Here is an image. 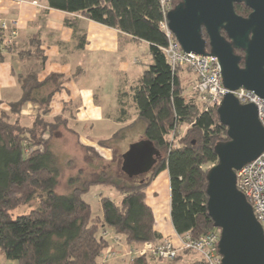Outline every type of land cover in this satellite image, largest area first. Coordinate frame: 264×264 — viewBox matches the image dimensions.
I'll list each match as a JSON object with an SVG mask.
<instances>
[{
  "label": "trees",
  "instance_id": "trees-1",
  "mask_svg": "<svg viewBox=\"0 0 264 264\" xmlns=\"http://www.w3.org/2000/svg\"><path fill=\"white\" fill-rule=\"evenodd\" d=\"M45 1L50 9L79 15L148 44L150 63L130 92L132 107L145 125L139 142L150 143L156 154L145 174L128 176L121 169L120 156L117 173L102 171L96 179L77 174L68 179L69 193L59 194L52 139L61 127L77 137L66 119H47L52 97L62 89L64 77L52 73L40 82L34 70L19 74V99L9 104L8 113L0 111V256L14 264H111L102 261L110 245L108 238L101 236L104 229L128 248L159 244L162 239L154 230L145 190L164 170L169 177L170 220L175 233L198 238L213 230L206 207L207 167L217 162L215 147L228 141L227 129L219 121L218 106L201 110L194 98L184 96L180 79L184 69H172L161 50L167 39L159 27L163 18L160 0ZM171 1L173 8L180 2ZM235 12L246 17L248 9L235 5ZM71 20L66 24L73 27ZM15 38L0 59L9 53L22 61L43 60L38 35L23 43ZM48 85L51 89L44 94ZM27 104L37 106L28 127L20 122ZM120 114H125L122 106ZM183 125L187 126L185 135L177 137V129ZM83 149L89 157L98 158L92 148ZM97 185L110 186L121 196L119 203L101 197L100 216L94 215L84 200ZM20 210L25 211L16 214ZM125 262L164 264L146 256Z\"/></svg>",
  "mask_w": 264,
  "mask_h": 264
},
{
  "label": "crops",
  "instance_id": "crops-1",
  "mask_svg": "<svg viewBox=\"0 0 264 264\" xmlns=\"http://www.w3.org/2000/svg\"><path fill=\"white\" fill-rule=\"evenodd\" d=\"M2 19L15 22L18 43L38 35L44 58L22 61L17 55L8 53L0 59V111L8 113L9 104L19 99L20 88L17 81L19 74L34 70L40 82L52 73L62 75L64 77L62 89L52 97L47 119L52 121L56 117H61L67 120L69 127L70 121L79 124L80 132L70 127L77 137L65 132L73 135L75 142L79 140L82 145L92 148L98 154V158L94 159L103 158L111 162L109 173H117L120 150L116 149L114 152L111 144L105 146L102 143L103 148H96L91 142L92 140L98 143L112 141L116 135L118 137V133L125 139L133 141L137 138V134L144 133L145 125L137 118V112L132 107L130 90L146 69H141L140 66L143 63L147 65L150 63L148 44L79 15L50 9L45 0H0V20ZM70 19H73L69 22L73 27L66 24V20ZM132 51H139L143 60H139L138 56L133 57ZM99 66L105 68L104 75L108 76L111 82V91L104 87L97 92L89 87L87 71L94 72ZM182 73L181 76L184 74ZM191 81L194 83L195 76L192 80L189 79V83ZM50 89L51 85H48L44 91ZM106 97L110 100H106ZM126 99L129 104L126 103ZM121 106L125 109L124 115L120 114ZM26 110L32 118L28 125L21 121L24 114H27ZM36 110V105L24 106L20 113L21 124L30 126L35 118ZM142 138L143 135L132 143L137 144ZM87 157L89 158L84 155L81 164L75 168L78 174L88 177L93 173L100 174L106 171H91L89 167L82 166ZM95 187L107 190L105 192L108 195L107 198L111 199L113 196L115 198L113 201L120 202L121 196L112 187L104 185ZM98 202L99 199L97 204ZM145 202L152 210L156 233L162 240L169 239L177 244L178 235L170 220V188L166 170L160 172L145 190ZM98 207L96 215L100 216L101 211L100 207L98 211ZM125 261L126 259H120L117 262ZM192 261L194 263L195 258L186 253L180 255L174 264H193Z\"/></svg>",
  "mask_w": 264,
  "mask_h": 264
},
{
  "label": "water",
  "instance_id": "water-1",
  "mask_svg": "<svg viewBox=\"0 0 264 264\" xmlns=\"http://www.w3.org/2000/svg\"><path fill=\"white\" fill-rule=\"evenodd\" d=\"M234 3L246 6L248 16H238ZM166 21L184 53L216 58L229 91L217 108L228 141L215 147L217 162L208 170L206 187L207 213L220 232V264H264L263 232L236 188L235 175L264 152V129L256 107L240 104L230 93L244 89L264 100V0H180ZM234 50L244 54L242 67ZM155 154L150 143L133 144L122 156L121 169L130 177L145 174Z\"/></svg>",
  "mask_w": 264,
  "mask_h": 264
},
{
  "label": "built area",
  "instance_id": "built-area-1",
  "mask_svg": "<svg viewBox=\"0 0 264 264\" xmlns=\"http://www.w3.org/2000/svg\"><path fill=\"white\" fill-rule=\"evenodd\" d=\"M170 0H160L162 9V21L159 27L167 39V46L162 52L167 57L172 69L176 67L189 68L195 76L193 92L201 108L218 106L223 97L229 93L222 85L220 66L216 58L211 56H197L184 53L172 33L168 30L166 14ZM15 23V22H14ZM13 22L0 21V55L5 52V47L12 44L16 37V28ZM14 28L10 35L6 34ZM242 105L252 104L256 107L258 120L264 129V100L251 91L239 89L230 92ZM236 188L243 194L250 205L254 218L260 225L264 236V152L254 161L244 165L235 172ZM101 236L110 239V245L104 253L102 261L111 263L113 260L130 259L135 257H151L165 263H172L182 254H191L195 258V264H220L221 256L218 253L220 232L213 229L198 238H192L189 234L178 235V243L163 239L159 244L144 243L134 248H128L107 231ZM115 247V248H114Z\"/></svg>",
  "mask_w": 264,
  "mask_h": 264
},
{
  "label": "rangeland",
  "instance_id": "rangeland-1",
  "mask_svg": "<svg viewBox=\"0 0 264 264\" xmlns=\"http://www.w3.org/2000/svg\"><path fill=\"white\" fill-rule=\"evenodd\" d=\"M171 2L172 1L170 0L169 4L166 5V8H168V11H170L173 8V7H171ZM0 21H4L6 23L12 22L9 19H2ZM16 39H17V33H16L15 40ZM132 53H133V55H132L133 57L138 56L139 60L142 59V54L139 51H137V52L132 51ZM146 67H147V64H144V63L142 66H140L141 69H145ZM181 68L184 69L183 70L184 74L182 73L183 76L180 75L182 86L185 88L184 89V96L186 98H194L196 100V102L198 103V106L200 107V109L203 110L201 108L200 103L197 101V98L195 97V94L193 92V82L191 81L189 83V79L190 78H191V80L193 79L194 73L189 68H185V67H181ZM104 73H105V68L103 66L97 67V69L94 72L91 70H88L87 71V77L89 79V85H90L89 87H91L93 90H95L97 92H99V90L102 88L104 89V87H106L107 90L111 91L110 90V88H111L110 83L111 82L108 79V76H105ZM47 91L48 90H45V91L43 90V93L45 94V93H47ZM109 91H107V95H109L108 94ZM110 95H111V93H110ZM107 99L110 100L109 97H106V100ZM126 100H127L126 103L129 104L128 99H126ZM129 108L130 107H128V109ZM26 113L27 114H24L23 118H21V121L23 124L28 125V124H30L32 118H30V116L28 114L29 113L28 110H26ZM70 127L73 128L74 130H77L78 132H80L79 124H76V123L70 121ZM186 129H187L186 125H183L180 128H178L177 132H176V136L177 137H183L185 135ZM137 130H138V126H137L136 131H135L136 133H137ZM65 131L66 130L63 127L58 129L54 133V137H53L52 143H51V151L53 152V154L56 158V164H57V167L59 169L58 186L56 188V191L59 194H68L69 193V188H68V184H67L68 179L71 177L77 176L78 173L76 172L75 168L81 164L84 155L88 156V154H86L85 150L83 149L86 146L82 145V143L79 140H77V142H75V137L73 135L67 134ZM142 135L143 134H137V138H135L133 141L139 140V137ZM46 137H47V134H46ZM170 139L172 142L174 140L173 136L170 137ZM133 141H131L130 139H125V137H122V135L118 133V137L114 138V140H112V141L111 140L100 141L98 143V141L92 140L91 143L95 144L96 148H103L104 146L102 144H105V146H108L109 144H111L114 148V152H116V149L120 150L119 157H118V158H120V156L122 157L129 150V147L131 146V144H133L132 143ZM84 161H85L84 165H82V166L89 167L88 169L91 171L106 170L109 172V169L112 166L111 162H109L108 160L103 159V158L101 160H96L94 158H90V157L88 158L87 157V158H85ZM117 162L119 163V159H117ZM210 167H211V165L208 166L207 169H209ZM98 174L99 173H93L92 175H89L87 178L88 179H96L98 177ZM106 191L107 190H105L103 188H98V187L94 186L85 195L84 200L88 204H90V206L92 207V212L94 215L97 214L96 208L99 206L98 205L99 203L97 204V200L98 199L100 200V198L102 196L107 197L108 195L105 194ZM109 192H112V190H109ZM113 199H115V198L112 196L111 200H113ZM24 211L25 210H20L16 214L22 213ZM98 211H99V207H98ZM104 231H107V235H109L111 233V231L108 229L102 230L101 233ZM105 238H108V237H105ZM118 240L121 244L125 245L121 241V239H118ZM108 241H109V243L111 242L110 239H108ZM117 261H119V260H113V261H111V264H124V262L119 263ZM174 262H172V263H165L164 262V264H174ZM9 263L14 264L12 262L5 261L3 259V257L0 256V264H9ZM155 263H156V261H155ZM192 263H193V261H192Z\"/></svg>",
  "mask_w": 264,
  "mask_h": 264
},
{
  "label": "flooded vegetation",
  "instance_id": "flooded-vegetation-1",
  "mask_svg": "<svg viewBox=\"0 0 264 264\" xmlns=\"http://www.w3.org/2000/svg\"><path fill=\"white\" fill-rule=\"evenodd\" d=\"M235 5H243L242 3H234L233 4V8H234V12H235ZM244 6V5H243ZM244 7H246V6H244ZM247 8V7H246ZM248 9V8H247ZM236 13V12H235ZM250 13V10L248 9V14ZM237 14V13H236ZM248 14H247V16H248ZM238 15V14H237ZM238 16H241V17H244V16H242V15H238ZM246 16V17H247ZM221 35L222 36H224V37H226V35H225V33L223 32V31H221ZM203 38H204V40H206L207 41V37H206V35H205V33H203ZM234 53H235V55H237L238 57H240L241 58V61H240V63H239V65H240V67H242L243 66V52L242 51H240V50H234Z\"/></svg>",
  "mask_w": 264,
  "mask_h": 264
}]
</instances>
